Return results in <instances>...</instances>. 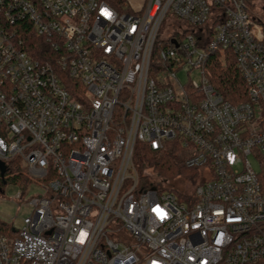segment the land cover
Returning <instances> with one entry per match:
<instances>
[{
  "label": "built area",
  "instance_id": "obj_1",
  "mask_svg": "<svg viewBox=\"0 0 264 264\" xmlns=\"http://www.w3.org/2000/svg\"><path fill=\"white\" fill-rule=\"evenodd\" d=\"M262 1L0 0V164L43 190L21 230L0 223V264H264ZM216 51L245 102L210 83ZM168 143L194 173L184 199L133 164Z\"/></svg>",
  "mask_w": 264,
  "mask_h": 264
},
{
  "label": "trees",
  "instance_id": "obj_2",
  "mask_svg": "<svg viewBox=\"0 0 264 264\" xmlns=\"http://www.w3.org/2000/svg\"><path fill=\"white\" fill-rule=\"evenodd\" d=\"M33 46L37 57L47 47L41 39L33 37L30 33L25 38ZM35 46V47H34ZM41 58V57H40ZM211 78L210 83L225 101L231 104H238L247 100L245 84L235 68L233 54L229 51H216L206 66ZM186 154L175 143H168L160 151H152L147 144H137L133 155V164L138 172L142 186L149 185V172L155 173L164 181L176 180L181 176L191 178L194 173L187 171L183 165ZM147 172V173H145ZM261 186L264 187V171L259 175ZM31 180L25 173L21 162L14 160L7 165H0V192L7 185L11 184L20 188L27 187ZM177 196V193L171 190ZM180 198V196H177ZM6 233L12 235L10 226L4 225Z\"/></svg>",
  "mask_w": 264,
  "mask_h": 264
},
{
  "label": "rangeland",
  "instance_id": "obj_3",
  "mask_svg": "<svg viewBox=\"0 0 264 264\" xmlns=\"http://www.w3.org/2000/svg\"><path fill=\"white\" fill-rule=\"evenodd\" d=\"M252 13L260 14V8H256L254 11L250 10ZM264 15V14H262ZM261 15V16H262ZM176 77L181 84H186L188 81H200L199 71L192 70L189 71L187 67H183L176 73ZM252 169L256 173H261V168L258 161L253 156L247 157ZM236 171L241 170V165L235 168ZM149 181L156 185L158 188L173 190L180 196V199H184L189 193H192L195 188L193 183H189L188 176H181V178H176V180L164 181L158 177L155 173H148ZM43 190L34 184H29L26 187L20 188L19 186L7 185L0 192V223L3 225L11 226L15 230L22 229V220L28 217L31 213V206L29 205V200L38 195H42Z\"/></svg>",
  "mask_w": 264,
  "mask_h": 264
},
{
  "label": "flooded vegetation",
  "instance_id": "obj_4",
  "mask_svg": "<svg viewBox=\"0 0 264 264\" xmlns=\"http://www.w3.org/2000/svg\"><path fill=\"white\" fill-rule=\"evenodd\" d=\"M260 10H261L262 12H264V1H262V4H261V6H260Z\"/></svg>",
  "mask_w": 264,
  "mask_h": 264
},
{
  "label": "water",
  "instance_id": "obj_5",
  "mask_svg": "<svg viewBox=\"0 0 264 264\" xmlns=\"http://www.w3.org/2000/svg\"><path fill=\"white\" fill-rule=\"evenodd\" d=\"M2 166V164H0Z\"/></svg>",
  "mask_w": 264,
  "mask_h": 264
}]
</instances>
